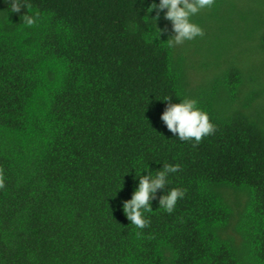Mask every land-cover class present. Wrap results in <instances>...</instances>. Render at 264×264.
Instances as JSON below:
<instances>
[{
    "label": "trees",
    "instance_id": "trees-1",
    "mask_svg": "<svg viewBox=\"0 0 264 264\" xmlns=\"http://www.w3.org/2000/svg\"><path fill=\"white\" fill-rule=\"evenodd\" d=\"M152 3L0 0V264H264V0H215L174 47ZM166 99L215 132L177 139ZM164 164L138 229L122 204Z\"/></svg>",
    "mask_w": 264,
    "mask_h": 264
},
{
    "label": "clouds",
    "instance_id": "clouds-1",
    "mask_svg": "<svg viewBox=\"0 0 264 264\" xmlns=\"http://www.w3.org/2000/svg\"><path fill=\"white\" fill-rule=\"evenodd\" d=\"M215 0H153L151 6L147 9L149 15L156 12L155 22L163 18L172 25L173 35L168 39L169 46L183 45L185 41H192L203 35L202 28L192 22V17L198 15L204 9H211ZM27 7L26 0H11V8L14 13L19 14ZM23 22L32 26L35 19L27 11L23 15ZM156 27V23H155ZM161 33V31L159 30ZM166 99L167 107L161 115V120L167 129L180 141H193L199 144L206 136L212 135L216 126L211 122L208 113L197 106V101L193 99H184L180 103H171ZM180 165L164 164L163 169L156 171L155 174L149 169L148 175L140 173L136 175L138 184L133 191L130 200L122 204L123 212L131 222V225L138 229H144L148 226L147 213L153 212L152 200L156 198L158 190H165L169 183L170 174L177 173ZM185 191L180 188H170L163 194L159 200V209L171 214L178 201L183 199ZM139 235V233H137Z\"/></svg>",
    "mask_w": 264,
    "mask_h": 264
}]
</instances>
